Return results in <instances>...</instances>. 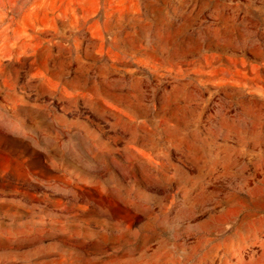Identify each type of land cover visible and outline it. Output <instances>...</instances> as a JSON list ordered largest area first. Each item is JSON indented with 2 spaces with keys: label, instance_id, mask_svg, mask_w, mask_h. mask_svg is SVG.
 Returning a JSON list of instances; mask_svg holds the SVG:
<instances>
[{
  "label": "rangeland",
  "instance_id": "rangeland-1",
  "mask_svg": "<svg viewBox=\"0 0 264 264\" xmlns=\"http://www.w3.org/2000/svg\"><path fill=\"white\" fill-rule=\"evenodd\" d=\"M0 264H264V0H0Z\"/></svg>",
  "mask_w": 264,
  "mask_h": 264
}]
</instances>
